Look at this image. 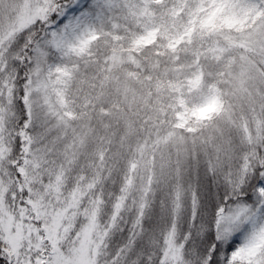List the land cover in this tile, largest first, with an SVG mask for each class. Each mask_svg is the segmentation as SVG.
I'll list each match as a JSON object with an SVG mask.
<instances>
[{"label":"snow or ice","instance_id":"snow-or-ice-1","mask_svg":"<svg viewBox=\"0 0 264 264\" xmlns=\"http://www.w3.org/2000/svg\"><path fill=\"white\" fill-rule=\"evenodd\" d=\"M0 264H264V0H0Z\"/></svg>","mask_w":264,"mask_h":264}]
</instances>
